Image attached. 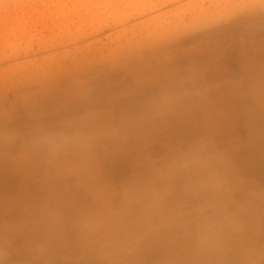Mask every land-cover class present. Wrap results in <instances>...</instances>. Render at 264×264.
Returning a JSON list of instances; mask_svg holds the SVG:
<instances>
[{"label": "crops", "instance_id": "1", "mask_svg": "<svg viewBox=\"0 0 264 264\" xmlns=\"http://www.w3.org/2000/svg\"><path fill=\"white\" fill-rule=\"evenodd\" d=\"M232 26L169 23L1 95L0 252L264 264V23Z\"/></svg>", "mask_w": 264, "mask_h": 264}, {"label": "rangeland", "instance_id": "2", "mask_svg": "<svg viewBox=\"0 0 264 264\" xmlns=\"http://www.w3.org/2000/svg\"><path fill=\"white\" fill-rule=\"evenodd\" d=\"M213 22L232 24V33L264 23V0H0V97L23 86L49 89L72 76L65 67L78 63L65 59L111 54V41ZM16 263L33 264L29 253L0 252V264Z\"/></svg>", "mask_w": 264, "mask_h": 264}]
</instances>
